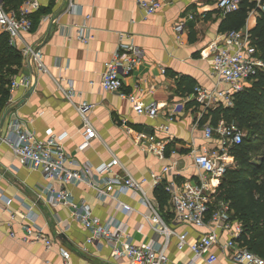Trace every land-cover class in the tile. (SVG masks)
<instances>
[{
    "label": "crops",
    "instance_id": "obj_1",
    "mask_svg": "<svg viewBox=\"0 0 264 264\" xmlns=\"http://www.w3.org/2000/svg\"><path fill=\"white\" fill-rule=\"evenodd\" d=\"M136 1L40 0L41 7L32 20L38 13L44 14L24 40L41 51L47 72L36 71L33 93L8 117L4 134L13 120L40 140L66 133L64 147L75 160L73 170L87 164L109 163L115 157L136 180L148 181L146 188L155 198L153 174L177 162V182L194 178L192 148L217 146V142L206 143L203 139L199 125L205 113L193 94L196 86L214 89L211 61L204 59L201 52L210 53V45L227 32L221 30L225 15L216 7L218 0H165L164 7L151 17H146ZM257 16H249L246 26L250 30L256 26ZM180 24L183 32L178 34L176 27ZM83 31L89 36L88 43L78 38ZM129 49L140 63L124 78L123 93L138 97L146 106L155 104L158 112L154 118L137 115L128 99L102 90L105 65ZM22 61L21 74L33 82L32 69L23 57ZM185 81L194 83L192 92L186 90ZM179 85H183L182 89ZM31 87L32 83L28 89H19L12 104L9 98L7 109L20 103ZM69 90L73 91L71 99L65 94ZM84 103L93 107L87 117L98 137L80 149L85 143L84 123L77 107ZM150 137L165 146L163 159L143 151L139 141ZM114 173L122 174V170L115 168ZM50 184L59 190L60 185L47 181L41 172L21 167L12 148L4 142L0 144V264H63L62 251L71 254V264H131L126 258L114 257L111 244L104 239L88 244L91 233L75 219L72 208L56 202L47 190ZM65 189L75 204L88 205L102 224L113 220L116 227H122L124 237L134 244L162 240L151 231L144 217L147 210L131 193L118 197L121 204L131 208L127 214L117 208V201L98 199L87 185H67ZM3 199L12 200L9 210ZM169 200L168 196L167 206L160 211L172 224ZM156 203L159 206L157 200ZM10 213L17 214L14 225ZM32 221L54 241L51 249L43 243L22 241L21 224ZM172 227L186 229H178L179 233H192L189 226ZM11 232L16 238L11 237ZM169 257L171 262L188 261L190 254L184 259L174 241ZM218 264H225L223 257H219Z\"/></svg>",
    "mask_w": 264,
    "mask_h": 264
},
{
    "label": "built area",
    "instance_id": "obj_2",
    "mask_svg": "<svg viewBox=\"0 0 264 264\" xmlns=\"http://www.w3.org/2000/svg\"><path fill=\"white\" fill-rule=\"evenodd\" d=\"M175 1V0H171ZM257 8L264 12L263 0H255ZM137 5L145 13L146 17L157 14L165 5V0H137ZM241 0H218L216 7L223 14L234 13L240 9ZM72 6V5H71ZM40 0H27L21 8L7 11L0 0V28L7 34L10 44L18 48L23 60L30 68L39 72H47L43 63L42 53L38 49L29 46L24 36L33 30L32 15L39 11ZM73 7L69 8L72 12ZM258 15L254 10L250 15ZM176 32H183V25L176 27ZM251 30L245 28L229 31L218 41L209 47L210 53L204 59H210L212 76L216 83L214 89L196 86L193 97L199 104L203 113L218 109L221 106L231 108L234 106L235 96L249 87L251 79L257 75L259 69H264V63L256 56V49L252 46ZM79 40L89 42V36L84 31L80 32ZM127 53L116 54L105 65V71L101 79V87L104 92L119 93L122 98L128 99L137 115H146L154 118L157 114V106H146L144 102L134 95L123 93V80L131 75L140 63L134 56ZM32 83L31 78L24 77L21 73L14 77L10 83V102H14L13 96L19 89H28ZM71 99L73 91L65 92ZM93 107L83 104L77 107V111L83 119L82 131L85 143L80 149L88 146L89 142L98 137L91 125L87 112ZM202 119V117H201ZM200 121V120H199ZM198 125V124H197ZM203 131V139L206 143L217 142L213 148H192L190 158L196 172L194 178L184 182H177V162L163 168L160 174L152 175V188L164 186L165 192L170 197V215L172 224L168 223L161 214L156 199L149 195L146 188L148 181L136 180L117 158L109 163L99 166L87 164L81 169L73 170L75 160L65 151L67 134L49 135L45 140H40L35 133L26 131L17 120L11 121L7 126V132L2 137V142L8 144L21 167L32 171H39L49 182H57L60 185L56 191L52 185L47 189L54 195L58 204L73 209L75 219L80 222L90 233L88 244L98 240H106L111 244L114 257L126 258L131 264H218L219 257H223L225 264H264V258L252 253L243 243L245 237L244 226L233 220L230 204L218 199L221 180L227 171L235 166L232 149L242 144L245 133L236 124L220 122L213 126L211 122L199 125ZM139 143L143 151L164 158L165 146L156 142L155 137ZM176 152L173 151V155ZM119 168L122 174L114 173ZM107 174L113 176L108 177ZM102 178V179H101ZM87 185L95 191L100 200L113 199L118 202L117 208H122L127 214L132 210L120 203V194L131 193L138 199L147 213L144 215L151 231L162 240H152L136 245L127 237H124L122 227H116L110 220L106 225L93 216L92 210L84 203L75 204L72 195L65 189L67 185ZM6 209L11 206V199H3ZM26 219V216H23ZM11 225H14L17 214L10 213ZM185 225L196 231L195 237L187 232L179 233L172 226ZM25 243H43L47 249H51L54 241L48 237L44 228L34 221L21 224ZM11 237L16 238L14 232ZM176 241L178 253L188 261H170L169 251L172 242ZM63 264H71V254L62 251ZM183 259V260H184Z\"/></svg>",
    "mask_w": 264,
    "mask_h": 264
},
{
    "label": "trees",
    "instance_id": "obj_3",
    "mask_svg": "<svg viewBox=\"0 0 264 264\" xmlns=\"http://www.w3.org/2000/svg\"><path fill=\"white\" fill-rule=\"evenodd\" d=\"M7 11H18L27 0H1ZM264 2V0H263ZM256 10L257 23L251 30L252 46L256 56L264 63V12L257 8L255 0H241L240 9L224 16L221 30L239 31L246 27L250 13ZM44 13L33 17L34 28ZM22 53L10 44L7 34L0 35V120L10 98V83L22 70ZM186 90L192 92L195 85L185 81ZM184 85V84H183ZM183 85H179L182 89ZM220 122L236 124L245 133L241 145L232 149L235 166L227 171L220 186L218 199L230 204L233 220L244 226V245L264 258V69H259L249 87L237 94L234 106H221L209 110L202 124ZM160 209L168 204L164 186L155 190ZM168 222V221H167Z\"/></svg>",
    "mask_w": 264,
    "mask_h": 264
},
{
    "label": "water",
    "instance_id": "obj_4",
    "mask_svg": "<svg viewBox=\"0 0 264 264\" xmlns=\"http://www.w3.org/2000/svg\"><path fill=\"white\" fill-rule=\"evenodd\" d=\"M56 21V20H55ZM32 72L34 74V78H33V82H32V87L30 88V90L27 92V94L24 96V98L20 101V103H18L17 105L10 107L6 110V112L3 115L2 121H1V125H0V144L2 143V137L4 135V126L5 123L8 119V117L14 113L21 105H23L25 103V101L31 96V94L33 93L35 86H36V71L32 68Z\"/></svg>",
    "mask_w": 264,
    "mask_h": 264
},
{
    "label": "rangeland",
    "instance_id": "obj_5",
    "mask_svg": "<svg viewBox=\"0 0 264 264\" xmlns=\"http://www.w3.org/2000/svg\"><path fill=\"white\" fill-rule=\"evenodd\" d=\"M222 180H223V179H222ZM222 180H221V184H222ZM178 229H181L182 231H183V230H186L185 228L182 229L181 227H178L176 230H178ZM189 229H190V228H189ZM190 231H192V233H190L191 235H193V233L196 232V231H194V230H192V229H190ZM172 243H173V242H172Z\"/></svg>",
    "mask_w": 264,
    "mask_h": 264
}]
</instances>
